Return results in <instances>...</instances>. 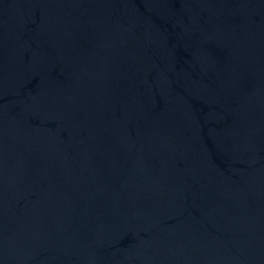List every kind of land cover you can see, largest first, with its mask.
Returning a JSON list of instances; mask_svg holds the SVG:
<instances>
[{"label": "water", "instance_id": "1", "mask_svg": "<svg viewBox=\"0 0 264 264\" xmlns=\"http://www.w3.org/2000/svg\"><path fill=\"white\" fill-rule=\"evenodd\" d=\"M0 264H264V0H0Z\"/></svg>", "mask_w": 264, "mask_h": 264}]
</instances>
